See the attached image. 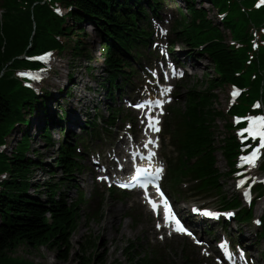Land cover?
<instances>
[{
  "label": "trees",
  "instance_id": "1",
  "mask_svg": "<svg viewBox=\"0 0 264 264\" xmlns=\"http://www.w3.org/2000/svg\"><path fill=\"white\" fill-rule=\"evenodd\" d=\"M43 0H3L2 8L6 9L5 21H0V144L3 137L10 134L16 121H24L26 113H33L38 105H44L35 97V94L25 89L12 77L8 69L21 65L17 55L29 51L39 53L47 49H60L63 47L56 36L70 37L72 53L75 58L83 57L88 53V48L82 39L87 37L84 24L92 25L100 35L103 44L107 46V58L104 61L107 78H104V88L110 93L115 88L120 89L118 78L124 77V71L129 64L127 46L133 41L136 28L121 23L122 16L129 19V14H143L141 0H53L51 4L43 3ZM56 1L72 7L70 15L71 24L64 21L53 12ZM216 4L219 0H213ZM190 2V0H188ZM240 11L239 3L234 6ZM194 20L181 23L178 39L188 46H195L204 40L211 41L207 49L210 59L220 63L219 72L222 78L205 77L204 80L193 84L185 99L184 109L179 108V131L176 144L182 152L181 163L174 171L175 175H193L201 179V189L205 192L216 191L223 193L222 180L229 174H222L218 168L216 157L221 152L227 163L232 166V157L238 143L232 134H223L219 146H216L215 136L218 128L217 120L223 117V113L215 107L217 100L216 91L229 82H235L241 86L247 84L244 78L236 79L233 75L247 54L234 52L229 48L223 31L207 20V12L198 9L196 4L191 7ZM248 23L250 17L242 13ZM252 19L261 23L264 18V10L250 15ZM200 21V24L198 23ZM228 29L237 32L236 22L233 19L227 26ZM198 30H205L197 34ZM121 56L123 59L119 58ZM264 68V50L260 61ZM241 69V68H240ZM73 75L71 76V80ZM260 78L257 84L255 96H264V80ZM255 85V84H254ZM69 91L67 92V94ZM111 97V96H110ZM46 116L47 112L45 111ZM228 126V125H227ZM46 144L54 145L52 134L48 128H44L40 134ZM67 142L59 149L55 157L56 168H61L63 178L57 183L53 181L44 184L47 192V200L30 196L28 194L31 184V175L37 168H43L44 164L40 156L32 158L28 156L31 151V137L26 133L11 156L0 154V173L9 172L10 179L0 184L3 190L0 192V264L8 251L17 249L20 245L32 248H51L58 252L57 258L63 262H69L73 252L72 237L81 219V201L76 200L69 205L64 194L60 200L56 199L61 185L73 181L75 171L78 169L74 162V148ZM198 157L195 164L192 159ZM77 167V168H76ZM53 173L55 171H50ZM36 186V185H35ZM37 186H41L40 184ZM230 206H239L240 200H235ZM50 214V218L47 217ZM97 241L85 239L78 244L74 253L80 259V264H92L94 256L92 248L96 247ZM120 252L127 258L129 264H175L171 260L154 254H138L136 246L132 243L125 246ZM150 256V257H149ZM8 264H34L24 259L10 258ZM99 264H108L101 259ZM109 264H122L115 260ZM182 264H194L186 258Z\"/></svg>",
  "mask_w": 264,
  "mask_h": 264
},
{
  "label": "rangeland",
  "instance_id": "2",
  "mask_svg": "<svg viewBox=\"0 0 264 264\" xmlns=\"http://www.w3.org/2000/svg\"><path fill=\"white\" fill-rule=\"evenodd\" d=\"M201 0H198V7L201 3H199ZM204 1V0H203ZM3 3V0H0V7ZM167 6L171 8V10L175 7L179 8V5L174 0H166ZM205 7L207 10L211 9V12L209 14V18H211L213 21H216V15H214V9L210 6L207 1L203 2L202 7ZM215 17V18H214ZM214 21V22H215ZM73 21L71 20L69 24H71ZM88 36L83 38L82 41L85 46L88 47L90 58L80 57L78 59L74 58L75 56L72 53V43L70 42V37H65L68 42V46L63 52H61V55H59L61 58L59 61H57V64L59 66L54 67L53 76L48 80V83L46 84L45 90L50 92L52 95L50 98L56 99L58 103L61 104V111H65L67 114L66 116V124H63V127L65 129H71L69 127V123L72 121L73 116V110H75L78 114V120L81 123H84L86 121V118L84 117L85 114H90L91 117L94 116L95 109H93V106L97 105L100 107L101 114L107 113L106 107L103 102H105V94L106 90L102 86V78L103 76H106L104 70L105 66L103 65V59L99 55V50L97 48V43L99 42V37L95 32L93 31V28L87 24L85 25ZM228 39H229V33L225 31ZM187 50V49H184ZM182 57V56H181ZM186 55L182 57V60H184ZM194 61V62H193ZM187 62L192 63L194 69H191V76L187 79L186 84H193L194 82H197L198 80L202 79L204 76H206V73H209V75L215 74L214 73V66L209 61V58L207 55H204L200 58H187ZM68 72H72L74 74V80L78 84L75 88H71L70 93L68 96H66L64 93L61 95V91L68 89ZM180 89V87H179ZM229 87L222 88L217 91L218 100L215 104V107L218 110L225 111L226 109V102L228 99L227 91ZM185 90V89H184ZM184 95V94H183ZM57 103V104H58ZM100 103V104H99ZM40 107V105L38 106ZM57 109V106H51V109L49 112L55 111ZM58 110V109H57ZM43 116V115H42ZM41 117V116H40ZM44 117V116H43ZM55 118H58V114L55 115ZM46 124H50L51 119H45ZM230 119L228 117L224 119H219L218 121V131L222 133H227V129L225 126L227 123H229ZM55 124V123H54ZM56 125V124H55ZM44 127V126H43ZM41 129L34 130L31 134V140H32V152L29 154L31 157L35 158L36 156H40L41 161L44 164L43 169L38 168L33 171L31 177L33 183H40L43 185L44 183L53 181L50 177L51 170L54 169V160L53 158L56 156V150L57 145H55L54 149H51L50 147H47L45 142H43L42 139H39V132H41ZM50 127V126H49ZM58 129H61L58 127ZM23 128H19L18 130L13 132L11 136L8 139V147L4 150V153L8 156H11L12 153V147H14V141L20 139V134ZM73 131L76 132L78 135H82V131H80L78 128L74 127L72 128ZM53 134V140L57 143L61 139H66L64 135H61L60 131L58 130H52ZM113 139L116 140L117 137L113 135ZM110 148H113L116 150L118 148V144L116 141L110 140L108 142H105L102 145H97L93 147L92 153L96 152H106ZM36 151V152H35ZM168 149L165 151L167 152ZM164 154V151H163ZM218 158V168L221 170V172L225 173L228 171V166L226 160L222 157L221 153L217 154ZM91 158H87L86 163L88 167L90 168ZM55 175L59 177L62 176L61 169L57 168ZM75 180L72 185H62L61 191L68 196V203H72L73 200L77 199L78 197V191L76 190L74 184H79L80 187L85 189V193L87 197L90 199V204L84 205L82 207V220L80 223V227L74 234V237L72 239L73 244V254L71 256V259L69 262H63L60 261L57 258L58 252L56 250H52L51 248H32L27 245H20L17 249L8 251L7 255L3 257L2 264H8L10 263V258H18V259H24L27 261H30L34 264H80V259L76 257L74 254L78 248V243L83 242V240H96V247L92 248V251L90 253L93 254L94 259L92 264H99V261L101 259H105L106 262L112 263L115 260H119L122 264H128L125 261V258L119 253V250H122L128 242H136L137 244H140L144 246L143 249H149L150 246L153 244H157L158 240L157 237H155V232L152 228V224L147 221V217H145L144 212L139 204L135 203V197L132 196L128 199H115L113 196H111L106 191H99V189L96 187L97 183L94 180L93 181V173L90 170H85L83 174H75ZM9 179V175H8ZM57 179V178H54ZM223 184L225 185V192L229 195L235 194L232 188V180L226 178L223 181ZM167 185V184H166ZM172 186V183H168L167 187ZM170 188V187H169ZM29 195L38 196L39 191L36 189L34 191H31L29 189L28 191ZM99 195L101 198V208H100V214L96 219H93L91 221H88L87 214L91 211V208L93 206V203L95 201V195ZM199 197L189 194L188 197L191 201L197 202L199 204L203 203L205 200L204 195H198ZM211 202L212 205H216L217 202L213 201H207ZM133 203V208L130 207ZM182 207V205H181ZM118 212V219L115 224H112L111 218H113L116 215V211ZM131 214L135 217L136 222L133 221V219L127 218V215ZM139 218V222H137V217ZM108 225L106 231L110 234V237L108 241H105V233H104V226ZM221 229V227L218 228V231ZM231 229H238L241 232V235L245 238L251 239V241L257 243L258 245L252 246L253 253H257L256 256L258 260L261 261V264H264V240L257 241L256 240V233L257 229L253 225H245V224H239L237 222L234 223V225L231 226ZM76 239V240H75ZM108 244L107 249H105V245ZM249 244V243H247ZM164 249V248H163ZM166 249L172 250L171 256L173 257V260H175L177 263H180V260L182 258V254L185 250L184 248V242L183 241H169L166 244ZM165 250V249H164ZM177 254V255H176Z\"/></svg>",
  "mask_w": 264,
  "mask_h": 264
},
{
  "label": "snow or ice",
  "instance_id": "3",
  "mask_svg": "<svg viewBox=\"0 0 264 264\" xmlns=\"http://www.w3.org/2000/svg\"><path fill=\"white\" fill-rule=\"evenodd\" d=\"M260 4L264 5V0H260ZM259 6V5H258ZM51 54H46L45 56H41L39 57V59H50ZM175 74V73H174ZM180 75H183V73H179ZM21 75L24 76H31L32 79L37 80L40 77L33 74V73H21ZM165 91H170L169 89H165ZM236 93L234 92L233 95H235ZM149 103H154L149 101ZM159 104H163V101H159ZM143 107L144 105H138ZM248 121H250V126L245 129L244 131H247L248 133H250L252 135V137L255 139L257 136L260 137V146L264 147V116H249ZM148 120H149V127L152 128L153 130L158 131L159 129L156 127V124H158V120H154V118L149 114L148 115ZM149 144L153 143V141L151 139H149L148 141ZM145 147H147V145H145ZM259 151V149H257L256 151H254L250 156L244 157L245 160H247L250 164L254 162L257 152ZM152 156H154V153H150L149 154V159L152 158ZM163 168L162 167H156L154 171H152L151 173H149L146 169H141L140 172L142 174L147 175L148 179H146L140 186L147 189L149 184H153L155 183L156 180L159 179L160 174L162 173ZM242 183V181H241ZM125 187H127L128 185H124ZM156 188L157 191H159V184H156ZM161 197H164V193L163 192H159ZM152 208L155 210L159 207V205L157 204V202L155 200L149 199L148 201ZM163 207H164V220L166 222H174L176 224V231L180 232V233H187L189 236L192 235L191 232L188 231V229H186L180 222V220L176 217L175 213L173 212L171 205L169 204L167 198H164L163 201ZM204 215L207 216H216L218 215L215 212H211V211H205L203 213ZM157 227H161V225L158 223L156 225ZM170 234V233H169ZM197 243H200V241H197ZM222 247H224V245H222Z\"/></svg>",
  "mask_w": 264,
  "mask_h": 264
},
{
  "label": "bare ground",
  "instance_id": "4",
  "mask_svg": "<svg viewBox=\"0 0 264 264\" xmlns=\"http://www.w3.org/2000/svg\"><path fill=\"white\" fill-rule=\"evenodd\" d=\"M77 117H78V114H77V112L75 111V110H73V116H72V125H74V124H76L77 122H78V119H77ZM41 126V125H40ZM40 126H37V129L40 127ZM18 142H20V141H18ZM36 152V151H35ZM31 182H32V177H31ZM40 183H34V185H39ZM41 185V184H40ZM116 211V210H115ZM118 212L116 211V215L113 217V218H111V220H112V222H110V223H112V224H115L116 222H117V219H118ZM107 227H108V225L106 224L105 226H104V233H105V236H106V238H105V241H108V239H109V237H110V234L106 231V229H107ZM76 240V239H75ZM107 247H108V244H106L105 245V249H107Z\"/></svg>",
  "mask_w": 264,
  "mask_h": 264
}]
</instances>
